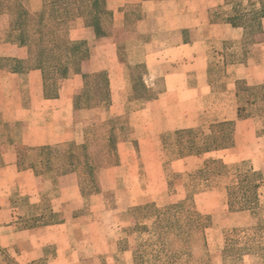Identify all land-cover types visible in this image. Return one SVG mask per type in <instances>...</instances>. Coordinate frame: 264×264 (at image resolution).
<instances>
[{"label": "crops", "instance_id": "obj_1", "mask_svg": "<svg viewBox=\"0 0 264 264\" xmlns=\"http://www.w3.org/2000/svg\"><path fill=\"white\" fill-rule=\"evenodd\" d=\"M24 1L31 12L44 2ZM263 6L264 0H106L105 34L75 17L66 37L85 43L87 57L77 71L48 79L29 65L27 48L10 39L9 15L0 13V59L10 62L0 67V264H138L131 213L147 205L190 199L209 217L207 247L208 232L255 214L229 208V184L189 196L184 183L209 166L248 165L258 175V205L264 201V161L256 156L264 109L237 105L242 88L264 87ZM99 75L104 102L75 107V97L97 84L86 78ZM256 96L250 103L263 101ZM115 120L128 133L116 144V163L99 170L98 192L83 194L75 173L37 156L44 148L81 146L87 127ZM214 140L224 145L207 148ZM210 176L206 183L226 177Z\"/></svg>", "mask_w": 264, "mask_h": 264}, {"label": "trees", "instance_id": "obj_2", "mask_svg": "<svg viewBox=\"0 0 264 264\" xmlns=\"http://www.w3.org/2000/svg\"><path fill=\"white\" fill-rule=\"evenodd\" d=\"M23 2L24 0H0V13L9 15V36L13 37L20 46L27 48L29 65L39 67L45 79L63 77L70 71H77L80 62L87 57L88 47L85 43L71 42L66 37L67 30L71 27L75 17H83L97 36L104 35L109 28L110 15L105 9L106 0H44L38 12H31ZM260 13L264 16V6ZM9 63V60L0 59V67L7 66ZM86 81H96L97 84L94 83L91 90L85 93L83 91L82 96L75 97V107L94 106L104 102L106 98V88L101 75L96 79L94 76H88ZM261 90H264V87ZM80 97L85 99L82 104ZM260 99L264 101V95ZM240 111L242 112V109H239V117L242 115ZM127 133L126 124L118 120L90 126L86 129V139L83 145L67 144L44 148L37 152V156L52 162L55 165L54 168L61 172L75 173L81 192L88 195L100 190L99 170L116 163V144L125 140ZM216 142L214 140L213 145L207 148L224 145ZM249 178V176H243L239 180L236 190H243L240 194L232 193L234 189L230 190L229 208L233 211L257 209L264 214V207L258 205L257 180L251 186H242ZM184 202L157 210L156 221L159 229L166 228L168 224L170 226L166 215L171 212L182 213ZM150 208L155 207L147 205L136 210L144 211ZM184 212L183 223L179 224V218H174L173 227L179 231V234L173 237L182 238L185 234L188 244V237H193L197 242L196 246L206 251L204 232L210 225L209 217L202 216L195 210ZM166 235L169 237L171 234L166 233ZM180 244L182 245L181 240ZM189 254L193 255L191 250ZM137 259L140 262L138 256Z\"/></svg>", "mask_w": 264, "mask_h": 264}, {"label": "rangeland", "instance_id": "obj_3", "mask_svg": "<svg viewBox=\"0 0 264 264\" xmlns=\"http://www.w3.org/2000/svg\"><path fill=\"white\" fill-rule=\"evenodd\" d=\"M25 3V1L23 2ZM13 41V37L9 36ZM263 96L264 90L253 91L247 88H242V99L237 105L247 108V110H262L264 109V101H258L250 103L252 100H256V95ZM244 99H247L249 104H246ZM256 104L251 108L250 105ZM217 106L221 104H215ZM233 108V103H230ZM255 108V109H254ZM183 140H188L189 135L181 136ZM198 138H200L198 136ZM200 143V141H199ZM198 143V144H199ZM168 153L173 155L175 151L171 152L170 148ZM168 156V155H167ZM257 159L264 161V144L263 149L259 150L256 154ZM256 159V160H257ZM255 176L252 177V175ZM210 175L226 176L223 180L206 183V180L211 177ZM243 176H249L250 178L243 183L242 186L251 184L258 179L256 173H252L248 165L232 166L230 168H222L220 166H209L206 172H195L189 175V178L185 179V190L189 196L199 191H204L211 185L229 184L231 189H234L232 193L240 194L242 191L236 190L239 180ZM171 177V176H170ZM188 180V181H187ZM169 190L172 189V183L169 185ZM260 195L264 196V189ZM264 207V201L261 199ZM172 205V204H171ZM170 205L161 208H150L149 210L137 211L136 209L131 213L134 223L131 232L139 234L135 238V251L140 259L138 264H264V214H261L259 210L255 214L247 215L246 217L238 218L235 222V227L225 228L223 230H214L207 233L209 247L206 244V251L196 246V240L193 237H188L186 242L185 234L182 238L173 237L178 235L179 231H176L173 227L174 218H179V221L183 223L186 210H195L190 199L185 200L182 213L167 214L170 226L159 229L156 221V214L158 209L166 208ZM236 207V205H234ZM175 214V215H172ZM128 213V217L131 218ZM147 220L148 225H141L143 221ZM172 222V223H171ZM167 234H171L167 237ZM143 236V237H142ZM206 241V235L204 232ZM143 240H146L144 243ZM180 240L182 245L180 244ZM191 243V244H190ZM191 250L192 256L189 254ZM201 260L198 261V259ZM37 264H45L43 262Z\"/></svg>", "mask_w": 264, "mask_h": 264}]
</instances>
